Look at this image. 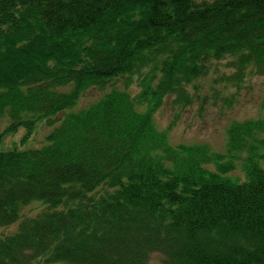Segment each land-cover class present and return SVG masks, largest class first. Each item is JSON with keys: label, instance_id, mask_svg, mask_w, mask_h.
Segmentation results:
<instances>
[{"label": "trees", "instance_id": "obj_1", "mask_svg": "<svg viewBox=\"0 0 264 264\" xmlns=\"http://www.w3.org/2000/svg\"><path fill=\"white\" fill-rule=\"evenodd\" d=\"M260 74L264 0H0V264H264V117L222 150L155 121Z\"/></svg>", "mask_w": 264, "mask_h": 264}, {"label": "rangeland", "instance_id": "obj_2", "mask_svg": "<svg viewBox=\"0 0 264 264\" xmlns=\"http://www.w3.org/2000/svg\"><path fill=\"white\" fill-rule=\"evenodd\" d=\"M224 69L221 66L220 72ZM216 76L217 73H213V79ZM199 82V88H190L194 98L192 105L182 109L173 104V98L170 97L155 114L157 127L168 130L173 144L206 143L216 150H222L227 139V127L232 121L264 117V74L249 75L240 86L233 82L228 89H224L222 82H212L210 76ZM131 89L138 91L135 85ZM103 93L99 88H91L81 97L77 108L95 102ZM8 123L9 119L0 115V133ZM49 129L48 123H42L27 140L21 128L5 140V145L16 143L19 147L39 146ZM157 258L154 260L159 262Z\"/></svg>", "mask_w": 264, "mask_h": 264}]
</instances>
